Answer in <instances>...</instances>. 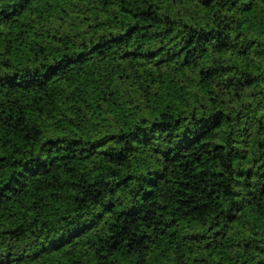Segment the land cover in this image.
<instances>
[{"label": "trees", "instance_id": "1", "mask_svg": "<svg viewBox=\"0 0 264 264\" xmlns=\"http://www.w3.org/2000/svg\"><path fill=\"white\" fill-rule=\"evenodd\" d=\"M0 264H264V0H0Z\"/></svg>", "mask_w": 264, "mask_h": 264}]
</instances>
